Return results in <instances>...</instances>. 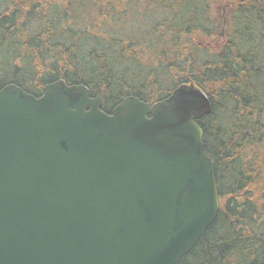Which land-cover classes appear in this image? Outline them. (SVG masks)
<instances>
[{
	"label": "water",
	"instance_id": "water-1",
	"mask_svg": "<svg viewBox=\"0 0 264 264\" xmlns=\"http://www.w3.org/2000/svg\"><path fill=\"white\" fill-rule=\"evenodd\" d=\"M211 112L193 83L110 113L65 80L0 89V264H179L221 209Z\"/></svg>",
	"mask_w": 264,
	"mask_h": 264
},
{
	"label": "trees",
	"instance_id": "trees-1",
	"mask_svg": "<svg viewBox=\"0 0 264 264\" xmlns=\"http://www.w3.org/2000/svg\"><path fill=\"white\" fill-rule=\"evenodd\" d=\"M142 1L110 11V0H91L79 15L72 0H0V89L14 84L40 97L65 80L87 86L110 113L129 96L156 103L195 84L212 103L198 123L221 209L179 264H263L264 0H232L225 34L215 0ZM127 18L138 35L113 31Z\"/></svg>",
	"mask_w": 264,
	"mask_h": 264
},
{
	"label": "rangeland",
	"instance_id": "rangeland-1",
	"mask_svg": "<svg viewBox=\"0 0 264 264\" xmlns=\"http://www.w3.org/2000/svg\"><path fill=\"white\" fill-rule=\"evenodd\" d=\"M71 1V0H70ZM81 1V2H80ZM88 1H91V0H72L71 2V8H74L76 11L77 9H79V15H80V10L83 9L85 11V8L86 7H91V5L89 4H85L86 2ZM120 0H110V3H109V8L110 11L111 10H114L113 8L115 6H117V2H119ZM129 2V4H136L137 6L141 7L145 4L144 1L142 0H127ZM217 1L218 3L213 7L214 8V12L218 15L219 17V32L220 33H228L229 30H230V18H229V15H230V5L232 3V0H215ZM65 5L68 4V1H66L64 3ZM70 6V4H69ZM129 5H127V3H123V9L126 10V8L128 7ZM51 13L54 12V9H50ZM96 8L93 10H91L90 12L92 14H96ZM110 11H107L105 10L104 11V16H103V19L105 21H107L108 23H111V19L113 18V14L114 12H111ZM128 15V14H127ZM127 15H124L123 13H121L120 17L118 18H125ZM95 16V15H94ZM82 22L85 20V14H82ZM80 22V20H79ZM86 23V22H85ZM133 24H131V21L129 20V18H127L126 20L124 21H121L119 22L118 24L116 23V28L118 29H115L114 28V32L117 33L118 36H121V37H124L125 35H129V34H132V35H138V32H137V28L136 27H133L132 26ZM97 28L95 30H99L98 29V25L96 24ZM117 30V31H116ZM113 31H109L107 32L106 34H112ZM98 32V31H97ZM100 36H103L105 37V34H102ZM96 37H98V35H96Z\"/></svg>",
	"mask_w": 264,
	"mask_h": 264
}]
</instances>
